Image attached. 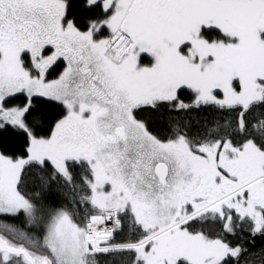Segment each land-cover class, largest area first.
<instances>
[{"label":"snow or ice","instance_id":"6c2138e0","mask_svg":"<svg viewBox=\"0 0 264 264\" xmlns=\"http://www.w3.org/2000/svg\"><path fill=\"white\" fill-rule=\"evenodd\" d=\"M0 264H264V0H0Z\"/></svg>","mask_w":264,"mask_h":264}]
</instances>
